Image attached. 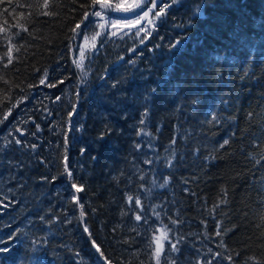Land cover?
<instances>
[{"label":"trees","instance_id":"16d2710c","mask_svg":"<svg viewBox=\"0 0 264 264\" xmlns=\"http://www.w3.org/2000/svg\"><path fill=\"white\" fill-rule=\"evenodd\" d=\"M98 6L0 0V264H264V0Z\"/></svg>","mask_w":264,"mask_h":264},{"label":"snow or ice","instance_id":"6c2138e0","mask_svg":"<svg viewBox=\"0 0 264 264\" xmlns=\"http://www.w3.org/2000/svg\"><path fill=\"white\" fill-rule=\"evenodd\" d=\"M94 4H99V10L94 11L92 14H93L94 17H99L102 20L104 19V13H105L106 10L116 11V10H118L120 8H124V10L127 11V7L125 5H115V6H113V5L110 4L109 0H94ZM142 5H143V0H140L139 3H136L134 5V7L135 8H142ZM44 6L47 7V4H45ZM153 8H155V3H152L151 6L148 7V8H143L142 12L136 13L133 16H122V17L110 18V20H106L104 23H101L99 25V27H100L101 30H103L106 27V25L110 26L111 28H117L118 24L121 25V26H123V25H139L142 21H144L149 16V13L152 11ZM163 14H164L163 9H161L160 11L155 13V15L157 17L162 16ZM84 19H87V13H85ZM153 23H154L153 20L147 19V24L148 25H153ZM79 27H80V24H77L76 28H79ZM141 32H145L148 35L151 34L149 29L147 27H145V28H142V29H138L136 31V33H135V36L139 37ZM97 35H99V33H97ZM111 35L115 36V35H117V33L116 32H112ZM125 35H127V33H125ZM73 39H75V37H73ZM82 39H84L85 42H87L88 38L87 37H82ZM95 39H96V36H93L92 37L93 42L95 41ZM158 39H159V37H158ZM140 43L142 44V43H144V41L141 40ZM176 44H179V41L175 42L172 45V47H175ZM93 46H94V43H93ZM153 47H157V45H153ZM79 54H80V59L82 61L83 58H84V50H83V48H81L79 50ZM133 63H134V61H133ZM77 66L80 67L81 64L77 63ZM44 76L47 77V72L44 73ZM43 82L44 81L41 80V83H43ZM49 86L51 87L52 85H49ZM58 98L59 97H57V99ZM74 112H75V105L72 106V108H71V110L69 112V120L71 118V115ZM49 115H51V113H49ZM213 119H215V117H213ZM141 122H143V121H141ZM36 127H37V129H39V125H37ZM66 142H67V138L65 137V143ZM15 143L19 144L20 141L16 140ZM227 143H228V141L224 140L223 144L221 145V147H223V145H226ZM33 147H35V145H33ZM64 165H65V171L67 172V174L69 176H71V172L68 171V169H67V156L66 155L64 156ZM170 166H171V161H169V167ZM141 179H143V177H141ZM167 183H168V181L165 180L164 183L160 185V187L164 188L167 185ZM72 187H76V185L73 184ZM76 190L80 191L81 189L80 188H76ZM127 199H128L129 202H131L133 200V197L132 196H128ZM136 204L137 205L140 204V200L139 199L136 200ZM80 208L83 209V205L82 204L80 205ZM80 215H81V217H83V215H84L83 211H81ZM135 219L137 221H139L141 219V216L140 215H136ZM173 223H175V221H173ZM85 231H87V229H85ZM217 234H219V233H217ZM162 235H164L166 237V233H162ZM154 239L160 240L161 237H155ZM171 248L175 249L176 245L172 244Z\"/></svg>","mask_w":264,"mask_h":264},{"label":"rangeland","instance_id":"374dc122","mask_svg":"<svg viewBox=\"0 0 264 264\" xmlns=\"http://www.w3.org/2000/svg\"><path fill=\"white\" fill-rule=\"evenodd\" d=\"M165 1H167V0H143L142 8H135L134 5L136 3H139L140 0H118L114 4L115 5H125L127 7V11H125L124 8H120L116 12L113 13L114 17L133 16L136 13L142 12L143 8L150 7L152 3H155V8L152 9V11L149 13V16L144 21H142L139 25H123V26H121V25L118 24L117 28L120 29V30L131 31L134 34L138 29H142V28L147 27L148 26L147 19H151V20L154 21L153 15H155V13L158 12V10H157L158 5L161 4L162 2L164 3ZM98 9H99V6H98ZM162 9L165 10L166 7L163 6ZM96 10H94V11H96ZM107 11L108 10H106L105 13ZM91 15H92V17H94L92 13H91ZM94 18L97 21H98V19H101L99 17H94ZM89 33H90V29L87 30V34H89ZM98 33H99V35H97V34L94 35V36H96V38H98L103 33V30L100 29L98 31ZM158 237H161V239L160 240H156V243H157V247H159L160 250H161V247L163 246V243H164V236L163 235H159Z\"/></svg>","mask_w":264,"mask_h":264},{"label":"bare ground","instance_id":"6f19581e","mask_svg":"<svg viewBox=\"0 0 264 264\" xmlns=\"http://www.w3.org/2000/svg\"><path fill=\"white\" fill-rule=\"evenodd\" d=\"M75 47L73 46L72 52L74 51ZM132 107H136L135 104H131Z\"/></svg>","mask_w":264,"mask_h":264}]
</instances>
